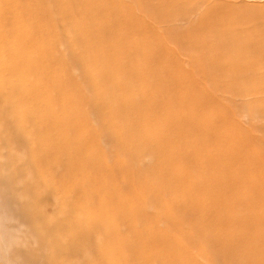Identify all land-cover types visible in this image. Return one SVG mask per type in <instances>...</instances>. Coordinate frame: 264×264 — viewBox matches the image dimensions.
<instances>
[{"label":"bare ground","instance_id":"bare-ground-1","mask_svg":"<svg viewBox=\"0 0 264 264\" xmlns=\"http://www.w3.org/2000/svg\"><path fill=\"white\" fill-rule=\"evenodd\" d=\"M63 1L0 0V93L5 97L8 95L5 98L7 102L12 99L19 102L18 106L11 102L12 115L21 119L18 122L20 128H12L8 134L0 130V264H90L92 256L95 260L101 259L97 253L107 246V241L92 250L93 255L90 254L87 245L93 243L97 232L92 230L93 226V233L86 234L85 227L89 215L97 216L104 206L115 205L110 191L97 192L96 187L104 171L117 176L118 187L128 193L119 199L126 213H131L132 208H140L142 212L146 205L154 202L165 224L164 231L160 232L150 222L143 223L136 234L120 241L126 249L118 261L106 264H264V139L259 148H255L249 141V135L243 131L215 130L213 138L220 145L241 148L231 156L230 162V155L222 148L209 147L203 140L187 136L186 132L191 130L190 120L185 123L179 121L178 125L166 116H159L157 113L160 111H155V101L160 107L165 102L167 109L179 108L184 116H188L190 105L199 107L197 102L191 104L189 98H180L185 93L197 92V88L192 91L194 88L187 87L189 83L182 86L184 90H179L184 94L176 96L174 91L181 87V81L170 74L177 75L179 67L176 66V70L173 66L169 68L168 77L159 71H151L161 37L155 42H134L129 34L124 38L125 32L116 30L115 24H123L124 29L129 28L131 33L151 34L145 28L129 27L135 20L127 17L125 8L117 0H77V5L71 7H66ZM163 1L164 11L151 14V17L163 15L168 18L167 23H174L164 33H170L172 37L191 33L189 35L193 41L196 40L201 51L213 47L212 35L223 40L219 50L241 52L237 50L239 47L248 49L246 42L233 36L229 39L231 32L228 27H214L219 22L212 25L217 28L215 32H203L202 36L207 35L208 42L204 43V37L199 36L205 30L200 25L205 22L207 26L206 19H213V14L218 20L223 17L217 15L233 20L240 16V11L231 8L224 11L208 4V0ZM198 5L209 8L200 13L199 18L197 16L198 20L202 19L201 24L194 23ZM69 8L73 12L66 15ZM104 16H109L110 31L106 28L107 23L100 22ZM176 19L191 27L177 26ZM147 26L149 30L153 28ZM185 29L190 31L184 32ZM25 30L26 33L23 32ZM157 33L155 36H159ZM110 34L112 39L107 42L106 37L109 38ZM8 39L12 40V45L8 44ZM71 43L82 44V52H59ZM26 48L32 53H26ZM159 48H164V45ZM161 58L158 57L159 60ZM166 59L156 63L164 64ZM81 60L86 61L83 69L79 66L82 62L78 64ZM168 62L165 65L168 66ZM60 65L66 71H62ZM107 66L111 67L110 71H107ZM121 70L127 78L121 77ZM180 72L182 75L184 71ZM73 73L84 78L85 88L79 87ZM186 77H182L183 80ZM112 78L118 82L126 79L124 84L129 78L127 87L134 83L128 91L124 84L119 83L123 89L118 92L115 89L119 87L117 83L113 91L124 93V96L116 95L114 101L110 99L114 93L110 96L112 90H107L108 80ZM138 85L140 87L136 88ZM150 86L157 91L149 89ZM105 100L110 101V107L106 102V108L102 110L101 104ZM55 104L62 106L61 110L54 108ZM259 104L264 106V100ZM192 108L194 110L195 107ZM91 111L99 121V127L94 130L114 151V158L99 163L91 157L92 152H84L76 159L70 157L64 164L61 150L77 149L76 143L82 139L80 136L65 137L69 136L67 127L74 118L80 123L91 122L88 115ZM261 114L264 117V113ZM23 117H28L33 123L22 121ZM226 117L218 120L221 123L231 121ZM249 118L255 119L252 115ZM197 120L196 115L195 122ZM51 126L53 142L51 139L52 143L46 144L44 135H48ZM77 128L79 133L82 129ZM206 128L200 127V130ZM198 129L199 126L196 127ZM21 131H26L30 140L25 151L24 145L13 142ZM149 133L151 135L146 137ZM79 148V152L84 151ZM202 164L207 174L214 173L211 174L213 177L208 178L210 175L203 173ZM183 165L182 170L186 168V172L177 176L174 167ZM121 171L127 174L126 179L120 177ZM136 187L146 191L138 193ZM91 192V195L99 197V204L91 199ZM183 212L194 216L186 218ZM146 214L145 210L142 215ZM114 220L117 225L108 232L110 237L120 226L126 230L134 225L127 216H115ZM184 226H190L194 231L182 236ZM191 235L203 252L198 250L199 253H194L187 247V240L182 242V238Z\"/></svg>","mask_w":264,"mask_h":264},{"label":"rangeland","instance_id":"rangeland-1","mask_svg":"<svg viewBox=\"0 0 264 264\" xmlns=\"http://www.w3.org/2000/svg\"><path fill=\"white\" fill-rule=\"evenodd\" d=\"M117 1L121 3L123 7L125 8L124 11L127 17H129L131 20H135L134 22L131 23V26L129 27H133V28L138 27L139 29L145 28V31L148 30L146 32L150 31L149 33L151 34L150 36H145V32L142 33L141 35L139 32L131 33L132 31H130V29L128 28L130 32L129 33V32H126L128 29H124L123 24H119V23L115 24L114 27L116 30L120 32H125L126 35L124 34V38L130 35V37L133 39L134 42L149 41V40H152L153 42H155V39L161 37V44L157 45L156 43V45L158 46V47L156 46V49H157L156 55L158 56L155 57L157 59L154 58L155 61H153L151 71L153 72L159 71V73H161L163 76L168 77L169 70H170L169 68H172L173 66L176 70V66H177V68L179 67L176 70L177 75L172 74V72L170 74V76L173 75L172 77H176L180 79L181 81L180 82L181 87H179L180 89L177 88L176 90L175 89L172 90V91L175 90L174 92H176L175 93L176 96L178 94H180L179 96L184 94L182 91H181L182 94L179 93L180 92L179 90H184L182 86L186 87L188 83L190 85L187 87H192L191 90L194 88L192 91H196L197 89L199 90V91L197 90V92L190 91L191 93H188V94L185 93L184 96L182 95L180 97L181 99L189 98L188 101L191 102V104L197 102L196 105H198L199 107L196 108V106L193 104L192 107L193 106L195 107L194 110H192L193 108L191 107V105L189 108H187V113H188V116L190 117L184 116V114L182 115L181 114L182 111L179 108L175 109L174 107V110H172L173 108L167 109L168 105L165 104V102L160 107L157 101H155L157 104L155 105V111H160V113H157V112L156 113L161 117L166 116L169 120L171 119L172 121L178 122V125H179V121H182L183 123H185L186 120H190L192 122V124L189 127L191 130L189 132H186L187 136H190L191 138L196 139L198 141L203 140L204 143L208 144L209 147L212 146V148L213 147L222 148L223 152H227L230 155L228 157V160L230 162L232 160L231 156L234 153L239 152L241 148L239 146L232 147L228 144L220 145V142H216V140L213 138V133L215 130L217 131L218 129L229 128L231 132L232 130L243 131L244 133H247L246 135H249L250 143L254 145L255 148H259L260 144L262 143L261 142L262 139H264V117H262V114H261V113H264V106L259 104V101L264 100V86H263L264 85V0H208V4H214V6L223 8L224 11L230 10L228 8L240 11V16L235 17L236 19L229 20V19H225L229 17H224L223 15H217L219 17H223L220 20H218L216 19L218 17H215V14H213L212 15L213 19H206L207 26H205V22L202 23V19L198 20L197 16L199 18V14L206 11V9H209V8H207L206 5H203V6L198 5L199 7H196V17L194 18V20L196 21L194 23L196 24L202 23L200 26H202L203 29L205 28L206 30V31L205 30L201 31L199 36H202L204 34L203 32H207V31L209 32L210 30L211 32H213L215 29L217 30V28L228 27L229 31L231 32V36L229 39H231V37L233 36V38L242 40L247 43L248 49H245L243 47H239L237 49L241 52H228L224 50H219V47H220L219 44L222 43L223 40L218 35H216L217 37L214 35L210 36V38L213 41L211 42L213 44V47L211 46L213 49L211 48L208 51H205V50L201 51L197 48L198 46L196 45V40L193 41L191 35H189L191 33L185 34V36L182 35V37H177V36L172 37L170 36V33H164L165 30H167L170 26H174V23L171 21L170 23H167L168 18L166 17L164 18L163 15H159L160 18L158 17V15L157 16L155 15V17L153 16V18L151 17V14L162 13L164 11V6L162 5L164 4L163 0H139L140 2L138 0H117ZM63 2L66 5V7L68 6L71 7L74 4L77 5V0H64ZM143 2H146L147 4H144ZM223 4L225 6H223ZM149 8H151L152 10H149ZM72 12L73 11L71 10V8H69L68 11L66 9V15L67 13L71 14ZM104 17L105 18L100 19V22L107 23L106 28L109 31L110 29L112 30V28L110 27V24L108 23L110 22L108 19L109 16H104ZM72 18H75V16H73ZM216 22H219V23L215 24ZM176 23H179L178 19H176ZM214 24L216 26H214ZM147 25H150V26H147ZM212 25L217 28H214ZM145 26L149 28L150 27H153V28L149 30ZM177 26H181L182 28L191 27L187 24L185 25V23L184 24L179 23L177 24ZM206 27H208L209 29H206ZM153 29L157 31L158 33L154 32ZM27 30L23 32L26 33ZM188 31L190 30L185 29L184 32H188ZM152 33L154 34L153 36H152ZM156 33L159 36H155ZM21 34L23 35V33ZM66 35H68V33H66ZM202 37H204L203 38L204 43L208 42L206 41L207 35H204ZM107 38L108 37H106V40L107 42H109L108 40L112 39V34H110L108 39ZM176 39H178V41ZM7 42L9 45L13 44L11 39H8ZM161 45L162 46L164 45V48L160 49L159 47H161ZM74 50L77 53L82 52L83 45L82 44L72 45L71 43L66 48L59 49V52H62V54H65V53L73 52ZM25 52L30 54L32 53V50L26 48ZM118 55L119 53L116 55V57H118ZM158 57L160 58L162 57L161 58L162 62L164 61V59L168 58L166 59L165 63H167L168 60L170 59L169 60L170 62H168V66L167 64L165 65V63L163 64L160 62L161 63V64L159 63L160 65L156 63V62L161 61V59L159 60ZM173 58L174 60H172ZM81 62L82 60L80 62L78 61V64ZM104 62L106 63L105 60ZM85 63L86 61L79 64V66L80 65L82 66V67L80 66L81 69H83V67L86 65ZM133 66H134V63L132 64V67ZM60 67L62 71H66L63 65H60ZM106 69L107 71H110L111 67L107 66ZM123 70H121L119 74L120 75L122 74L121 77L124 79V78H127V75H126L127 70L125 69L126 74H124ZM182 70L184 72L186 71V73L183 72V74L180 75L181 73L180 71ZM184 74H187L186 75L187 77ZM74 76L77 78L79 87L82 86V88H85L84 78L79 75H75V74ZM180 76H182L183 78L184 77L186 78L183 80V78L181 77L182 78L181 80ZM110 80H111V83H110ZM125 80L123 81L121 80L118 82L115 78H112L108 80L109 82L107 81L108 87H109V88L107 87V90L109 89L112 90V92L109 93L110 96L112 95L111 93H114V96L110 98L112 101L116 99V95L124 96V93L123 95H121V93H115L113 91V87L118 83L119 87L118 88L115 87V89L116 90L118 89L117 92L119 90H122L123 88H121L120 86L121 84L122 85L124 84ZM128 80L124 84L125 85L124 88L126 91L131 90L134 84L132 83L129 85L130 87L129 86L127 87ZM150 80H151V77L149 79V82ZM177 83L180 84L179 81ZM139 87L140 85H138L136 88H139ZM149 89L156 90L154 87H151V86L149 87ZM2 94L3 93H0V130L1 132L4 131V133L8 134V132L10 131L12 132L11 130L12 128L14 129L20 128V124L18 122H20L21 119L18 116L14 118V116L12 115L14 113V109H13V105H11V102L14 101L13 103L14 104L16 103L18 106L19 102L17 103V101L15 102V100L13 99L11 100V102H7L5 98L8 97V95H6L5 97V95H2ZM202 94L204 96H202ZM197 96L198 97L201 96V97L198 98ZM136 101L137 103H140V101L138 100ZM106 102H108L107 103L108 105L106 104ZM109 102L110 101L105 100V102L101 104L102 105L101 109L103 110V107L106 108V106L104 105H107V107H110ZM17 106L16 108H18ZM58 107H59L58 104L54 105V108L57 109ZM136 107H137V111H139L140 110L139 106L136 105ZM61 108L62 106L59 107L60 110ZM198 108L200 109V111ZM192 111L194 113H192ZM17 113H19V111ZM174 113L176 116H174ZM179 113L181 114V116H177L179 115ZM259 113H260V117H258ZM243 114L247 116H244ZM88 115H89V119L91 120V122L82 121L80 123V120L74 118L73 122L66 129L67 135L70 136V137L65 136L68 139H72L71 137H75V136H80L82 137V139L76 143L77 149L75 150H72V149L61 150L60 149L61 150L60 155L63 157L64 164H67L69 162L70 157H74L76 159L78 158V156H81V155H84L85 153H90V152H92L91 157L99 163H101L102 161L106 162L109 158H112V159L114 158V154H113L114 151L108 147V145L106 144V141H104L103 139L101 140V136H99L98 132H95L94 130L96 129V127H99V121L97 117H95L92 114V111L91 113L89 112ZM196 115L198 117L197 122L199 124L195 122ZM251 115L256 120L255 119L251 120L249 118V116L251 117ZM223 116L225 117L227 116L226 119L230 118L231 121L226 120V122L221 123L218 120V118H222ZM256 117L260 120L258 121ZM29 120L30 119L28 117H23L22 119V121L31 122ZM249 120H251L252 122ZM236 125L237 127H234ZM77 126L80 127V129H82L83 131L81 130L79 131V133H77V130L79 129L77 128ZM197 126H199L198 130H196ZM258 126H260V128ZM200 127L202 128L207 127L206 128L207 130L206 129L200 130ZM23 131H21L18 139L14 137L13 142L16 141V143L19 142L20 145H24V151H25L27 150L30 140L29 138H27L28 135H26V131L25 132ZM52 131H53V126L49 128V132L47 133L49 136L44 135L46 137V140H45L46 144H51L53 142V138L51 136ZM150 135L151 133H149V135H146V137H149ZM51 139H52V142H51ZM79 147H82L84 151L79 152L80 150ZM152 148H153V142L151 140V149ZM22 157L26 159L28 158V156L26 155H22ZM148 161L149 162L151 161V157H149ZM203 165L204 164L201 165L202 171L204 170L203 173H206L207 169ZM183 167L184 165L181 167H174V172L178 174L177 176H181L186 172V168L182 170ZM76 168H77V165L75 167V170ZM211 174H214V173L208 172L207 175H210L208 176V178L213 177ZM120 177L122 179H126L127 174H124V172L121 171ZM117 181H118L117 176L111 174L108 171H104L101 173L100 181L98 182L97 187H96L97 192L102 193L104 191H110L112 193V197L114 199L115 205H112L111 207L104 206V210L101 211L99 215L97 216L89 215L87 217V227H85L86 234H89L90 232L93 233V231L97 232L96 233L97 237L93 239V243H91L92 245L90 243L87 245L89 246L87 247V250L89 251V253L92 254L91 252L92 250H96L97 247L101 246L104 243V241H107V246L102 251L97 253L98 256H101V259L95 260L92 256L91 257L92 259L90 258L89 260L90 264H106V263L117 262L122 251L126 249L124 244L121 243L120 241L122 239H127L128 237H132L133 234H136L137 230L142 227L143 223L150 222V224H153L155 229L159 230L160 232L164 231V228H165L164 217H162L158 213L156 209L157 204H155L154 202L153 204L145 206L144 211L145 210L147 211L146 215H142L144 211L141 212L139 210L140 208H132L131 213H126L127 210L125 207H123L120 204L119 199L124 197L125 194L128 195V193L124 189L118 187ZM135 189L137 190L138 193H140V191L142 190L143 192L146 191V189H141V188L138 189L137 187ZM92 193L93 192H91L89 195H91ZM91 199L96 200L97 204H99V197L97 198L96 194L91 195ZM116 209L118 210L117 212H115ZM183 214L186 218L188 217L193 218L194 216L191 214H187L185 212H183L182 215ZM122 215L123 217H126V216L129 217V219L131 220V223L134 221V225L132 227L130 226L131 228L128 227L126 230H124L121 226L120 227L118 226L119 228L116 230L115 234L112 237H110L108 235V232L112 231L114 225H117V222H115L114 220L115 216H119L123 218ZM103 217H105L107 220L103 219ZM110 219L112 220L109 221ZM93 226L95 227L92 229ZM191 231H194V230H192L190 226H184L183 230L181 229V235L186 236ZM193 235L189 236L188 238L186 237L187 239L182 238V242L185 243V240H187L186 243L187 242L189 243L187 245V247L190 248L189 250H191L194 253H199L201 250H199L198 243L193 238Z\"/></svg>","mask_w":264,"mask_h":264}]
</instances>
